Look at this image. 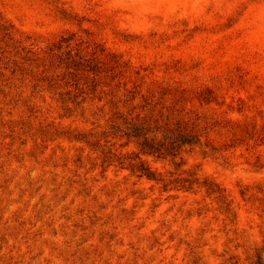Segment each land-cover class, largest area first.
I'll return each instance as SVG.
<instances>
[{
  "label": "rangeland",
  "instance_id": "obj_1",
  "mask_svg": "<svg viewBox=\"0 0 264 264\" xmlns=\"http://www.w3.org/2000/svg\"><path fill=\"white\" fill-rule=\"evenodd\" d=\"M257 263L264 0H0V264Z\"/></svg>",
  "mask_w": 264,
  "mask_h": 264
},
{
  "label": "trees",
  "instance_id": "obj_2",
  "mask_svg": "<svg viewBox=\"0 0 264 264\" xmlns=\"http://www.w3.org/2000/svg\"><path fill=\"white\" fill-rule=\"evenodd\" d=\"M205 93L210 94L209 90H204ZM206 103L211 102V97H202ZM124 135L128 139L136 141L139 151L143 154L153 156L157 159L170 160L175 163L180 154L186 149H192L200 145V138L185 129H165L158 131V129H147L136 123H128ZM158 135L160 137L158 138ZM137 158V157H136ZM131 170L136 172L138 177H145L148 180L157 181L156 173L146 167L141 162L138 165H131ZM191 183L187 187L181 186L183 189H190ZM260 264V263H257Z\"/></svg>",
  "mask_w": 264,
  "mask_h": 264
}]
</instances>
